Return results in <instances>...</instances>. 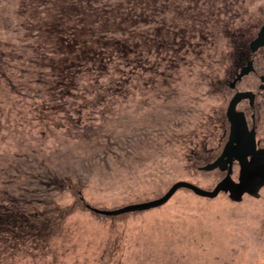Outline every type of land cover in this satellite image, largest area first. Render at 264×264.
<instances>
[{
  "label": "rangeland",
  "instance_id": "1",
  "mask_svg": "<svg viewBox=\"0 0 264 264\" xmlns=\"http://www.w3.org/2000/svg\"><path fill=\"white\" fill-rule=\"evenodd\" d=\"M260 1L0 0V201L31 214L0 229V264H264V188L86 207L222 178L197 169L210 82Z\"/></svg>",
  "mask_w": 264,
  "mask_h": 264
},
{
  "label": "flooded vegetation",
  "instance_id": "2",
  "mask_svg": "<svg viewBox=\"0 0 264 264\" xmlns=\"http://www.w3.org/2000/svg\"><path fill=\"white\" fill-rule=\"evenodd\" d=\"M229 39L221 58L222 74L215 75L210 82V93L217 102L211 117L212 128L208 131L212 143L196 151V157L208 160L197 166L205 170L202 167L218 158L232 141V162L228 167L231 176L236 169L238 176L237 158H245L247 150L251 153L246 158H251L253 152L255 157L264 159V0L260 1L256 23L246 32L230 35ZM216 169L223 176L226 173L219 167L212 170Z\"/></svg>",
  "mask_w": 264,
  "mask_h": 264
},
{
  "label": "water",
  "instance_id": "3",
  "mask_svg": "<svg viewBox=\"0 0 264 264\" xmlns=\"http://www.w3.org/2000/svg\"><path fill=\"white\" fill-rule=\"evenodd\" d=\"M232 150L233 143L231 141L226 144L222 154L218 158L206 163L202 167L205 170H212L216 167L226 170L224 176L216 182L212 189H205L187 180H178L172 183L162 195L151 200L127 204L115 209H100L89 204H86V207L102 215H118L129 211L147 210L164 204L181 188L188 189L198 196L208 198L215 197L219 192H226L232 201H240L244 194L259 197L260 188L264 185V159L261 160V158L255 157L253 152L251 158H246L247 153H251L250 150H247L245 158L244 156L237 158L239 161V172L237 178L233 179L231 167H228V164L232 162L230 156V153L233 154Z\"/></svg>",
  "mask_w": 264,
  "mask_h": 264
},
{
  "label": "trees",
  "instance_id": "4",
  "mask_svg": "<svg viewBox=\"0 0 264 264\" xmlns=\"http://www.w3.org/2000/svg\"><path fill=\"white\" fill-rule=\"evenodd\" d=\"M129 48V47H128ZM122 49V48H121ZM123 59L125 62L128 63H133L135 64V59H131L129 51L125 48L123 49ZM103 64V63H102ZM70 65L65 66V71L69 70ZM56 71V70H55ZM59 74V73H56ZM31 214L24 212V210L20 209L18 205H16L13 201L11 207H6L3 202L0 201V229L5 228L6 226L11 227V226H18V225H24V219H30Z\"/></svg>",
  "mask_w": 264,
  "mask_h": 264
}]
</instances>
